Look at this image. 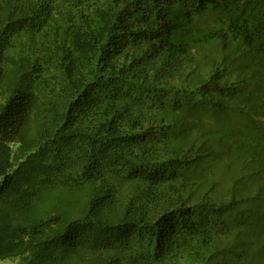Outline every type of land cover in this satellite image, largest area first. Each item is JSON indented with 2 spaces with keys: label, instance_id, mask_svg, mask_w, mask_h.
<instances>
[{
  "label": "trees",
  "instance_id": "obj_1",
  "mask_svg": "<svg viewBox=\"0 0 264 264\" xmlns=\"http://www.w3.org/2000/svg\"><path fill=\"white\" fill-rule=\"evenodd\" d=\"M263 188L264 0H0V264H264Z\"/></svg>",
  "mask_w": 264,
  "mask_h": 264
},
{
  "label": "rangeland",
  "instance_id": "obj_2",
  "mask_svg": "<svg viewBox=\"0 0 264 264\" xmlns=\"http://www.w3.org/2000/svg\"><path fill=\"white\" fill-rule=\"evenodd\" d=\"M217 118V117H215ZM218 121H224V122H228V123H233L235 122L237 119H236V116H232V115H228V114H221V115H218ZM213 119V118H211ZM217 120V119H215ZM264 189V188H263ZM264 192V190H263ZM264 203V201H262ZM248 219L250 221V223L248 222L247 224V227L249 226H256V227H261V226H264V206L259 210V211H256V210H251L248 212ZM249 233V236L251 235L250 232ZM259 245V243H258ZM248 247L249 248H252L254 250V245L253 244H248Z\"/></svg>",
  "mask_w": 264,
  "mask_h": 264
}]
</instances>
